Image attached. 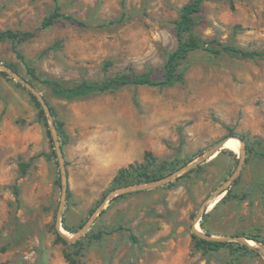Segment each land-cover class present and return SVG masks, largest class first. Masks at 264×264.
Segmentation results:
<instances>
[{"label":"rangeland","instance_id":"rangeland-1","mask_svg":"<svg viewBox=\"0 0 264 264\" xmlns=\"http://www.w3.org/2000/svg\"><path fill=\"white\" fill-rule=\"evenodd\" d=\"M189 1L0 0V31L35 33L18 44L22 58L10 40L0 41V65L14 66L62 123L67 177L62 203L49 120L21 82L0 74V264H68L64 253L78 264H264L263 254L235 240L204 251L192 233L199 213L198 230L255 233L262 240L255 246L264 249V156L257 154L264 151V0H205L192 29L214 48L235 45L259 57L199 48L178 65L184 81L172 86L68 91L131 72L161 78L177 43L175 21ZM55 6L83 24L60 19L42 27ZM225 137L240 140L242 154L225 144L170 181L112 197L74 241L56 240L57 230L68 237L80 230L112 190L149 182L142 171L169 175ZM240 159L236 177L215 195ZM20 161L29 163L23 176ZM130 163L139 170L115 186Z\"/></svg>","mask_w":264,"mask_h":264},{"label":"trees","instance_id":"trees-1","mask_svg":"<svg viewBox=\"0 0 264 264\" xmlns=\"http://www.w3.org/2000/svg\"><path fill=\"white\" fill-rule=\"evenodd\" d=\"M205 0H190L186 4H184L178 14V18L175 21L174 26V32L176 36V47L168 53L167 58L164 63V72L161 78L155 79L150 77L148 74H137L134 72L128 73V74H120L118 76L111 77L109 79L104 80L101 83H92L83 81L79 83L78 85L71 87L68 89V91L72 94L79 95V94H86L92 90H106L111 85L116 86H123L126 84H133V85H149V86H156L159 88L166 87V86H172L177 82H183L184 77L183 74L178 72V65L186 59L188 54L196 49H204L206 51H209L211 53H220L225 52L231 56L238 57V58H255L261 56V53L259 51H250V50H244L239 48L235 45H229V44H222L219 48H214L206 43H204L201 39L194 36L192 34L193 26L197 23L198 17L197 14L201 11L202 3ZM65 19L70 20L72 22L83 24V22L69 14L62 13L58 10V8L55 6L52 12H50L41 22L42 27H48L54 24L57 20ZM33 31H11V30H5L0 31V41L4 40H10L12 43V48L16 55L19 58H22V55L20 51L18 50V44L24 40L30 39L34 36ZM108 64V63H106ZM28 73L35 79H38V76L36 75L35 71L27 64L25 63ZM12 69L17 71V69L9 65ZM1 75L8 76L7 73L0 71ZM47 82V81H45ZM30 96L34 100L35 104L39 108V114L42 117L43 120H45L44 111L40 106L39 101L37 98L30 93ZM51 113L54 116V112L52 108L50 107ZM55 128L58 132V135L64 136V131L62 127V123L60 121L54 120ZM62 147V145H61ZM226 149H229L225 147ZM230 150V149H229ZM149 154V153H147ZM258 155L264 156V151L257 152ZM168 163L163 162L160 164L161 168L166 167ZM29 163L20 161L18 163V170H19V176H23L26 173L27 167ZM137 170L138 168L130 163L126 167H122L118 170L117 174L113 178V184L115 186H120L128 183V176L131 170ZM173 169V168H172ZM171 169V170H172ZM139 170V169H138ZM140 175L143 176L142 181H151L154 179H158L162 177V174L154 175V174H148L147 171H142ZM14 193H17V188L14 187ZM230 192L229 190L226 192V197L229 196ZM225 198V197H224ZM200 226L202 229H204L206 232H208L203 223L200 222ZM63 228L68 231H73L70 227L65 225L63 223ZM56 233V240L59 242H62L64 244H67L68 241L62 237L58 231ZM243 235V234H242ZM246 238H251L253 240H256L257 242H262V240L259 238L258 234L255 233H247L244 234ZM94 237H99V235H94ZM193 237L196 239V244L198 248L204 250V251H217L221 247L228 244V242L223 240H217V239H206L202 237H198L196 235H193ZM78 243L76 241L73 244ZM240 248H242L245 251H251L253 250L250 246L247 244L237 243ZM64 257L68 264H78L72 259L69 255V253H64Z\"/></svg>","mask_w":264,"mask_h":264},{"label":"water","instance_id":"water-1","mask_svg":"<svg viewBox=\"0 0 264 264\" xmlns=\"http://www.w3.org/2000/svg\"><path fill=\"white\" fill-rule=\"evenodd\" d=\"M0 71H3L5 73H7L8 75L15 77V79H17L19 82H21L22 85H24L29 90V92L32 93L37 98V100L39 101V103H40V105H41V107H42V109L46 115V118L49 120V128H50V132L52 135V139L55 143V153H56V157H57L59 167H60L61 185H62V193H63L62 203H63L65 200V195H66V191H67L66 168H65L64 156H63V150H62L60 143L58 142V133H57V130L55 128V124L53 121V116H52L50 107L47 104V101L45 100V98L39 93V91L28 80L24 79L22 77V75H20L18 72H16L15 70H13L12 68H10L6 65H0ZM227 138L228 137H225L224 139L219 141L213 148L208 150L206 153L200 155L196 159H194V160L190 161L189 163L183 165L182 167L178 168L177 170L170 173L169 175H166L162 178H158V179H155V180H152L149 182H145L143 184L130 185V186H125V187H121V188H117V189L112 190L107 195V197L102 201V203L97 207V209L94 211L93 215L90 217V219L87 221V223L81 227L80 230L73 233L72 236H70V237L65 236L60 230H57L58 233L62 237H64L68 242L74 241L75 239L79 238L89 228V225L93 222L95 216H97L100 213V211L104 207L105 203L107 201H109L112 197H115L117 195L124 194V193H129L132 191L140 190V189L151 188V187H154L156 185H160L162 183L170 181L175 177H178L180 174L190 170L191 168H193L197 164H199V163L203 162L204 160H206L207 158L213 156L216 152H218V150L220 148L223 147V144ZM240 152L242 154V152H243L242 147H240ZM241 162H242V159L239 160V165H238V168L236 169V171L229 177L228 180H226L220 187H218L216 189L215 195H219V194L226 191V186L236 177ZM57 216H58V219H60L61 207L59 208ZM199 218H200V216L198 213L197 217H196V222L199 220ZM196 222H195V224H196ZM195 224L192 227L193 235H196V236L202 237V238H206V239H217V240H223V241L235 240V241H238L242 244H247L253 250H256V251H258L264 255V249L255 246V244L259 243L256 240H253L251 238H246L245 236H241V235H236V236H231V237L212 235V234L205 233V232H202L201 230L196 229ZM57 226H59L58 222H57ZM248 240L254 241V245H251L250 243H248Z\"/></svg>","mask_w":264,"mask_h":264},{"label":"bare ground","instance_id":"bare-ground-1","mask_svg":"<svg viewBox=\"0 0 264 264\" xmlns=\"http://www.w3.org/2000/svg\"><path fill=\"white\" fill-rule=\"evenodd\" d=\"M226 144L227 147L231 148V149H238L240 147V140H238L237 138H227L226 141L224 142L223 146ZM195 228L198 229V225H195ZM248 243H250L251 245H254V241L252 240H248Z\"/></svg>","mask_w":264,"mask_h":264}]
</instances>
